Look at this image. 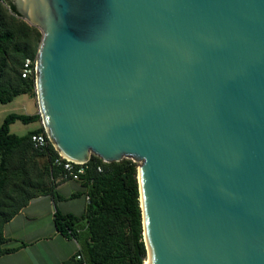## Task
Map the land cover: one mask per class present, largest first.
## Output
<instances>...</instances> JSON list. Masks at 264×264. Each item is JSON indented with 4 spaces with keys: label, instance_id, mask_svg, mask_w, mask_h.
I'll use <instances>...</instances> for the list:
<instances>
[{
    "label": "water",
    "instance_id": "obj_1",
    "mask_svg": "<svg viewBox=\"0 0 264 264\" xmlns=\"http://www.w3.org/2000/svg\"><path fill=\"white\" fill-rule=\"evenodd\" d=\"M65 158H132L150 264H264V0H12Z\"/></svg>",
    "mask_w": 264,
    "mask_h": 264
},
{
    "label": "trees",
    "instance_id": "obj_2",
    "mask_svg": "<svg viewBox=\"0 0 264 264\" xmlns=\"http://www.w3.org/2000/svg\"><path fill=\"white\" fill-rule=\"evenodd\" d=\"M42 31L27 22L12 0H0V101L8 103L24 93L36 92V76H23L26 58L37 59ZM39 113H10L0 124V256L16 250L4 247L10 240L4 227L29 202L50 194L55 203L54 220L63 234L78 240L85 228L88 254L83 248L63 264H145L147 248L144 240L143 217L138 181L139 163L132 158L105 161L92 155V166L83 176L88 199L80 216L63 214L57 203L65 199L56 189L62 180L63 164L55 163L59 152L50 142L45 150L36 149L32 136L44 127L23 135L11 131L17 120L24 123L40 121ZM47 156L46 164L40 157ZM104 168L97 170V165ZM74 192L71 197H79Z\"/></svg>",
    "mask_w": 264,
    "mask_h": 264
},
{
    "label": "crops",
    "instance_id": "obj_3",
    "mask_svg": "<svg viewBox=\"0 0 264 264\" xmlns=\"http://www.w3.org/2000/svg\"><path fill=\"white\" fill-rule=\"evenodd\" d=\"M35 123L37 126L34 129L41 127L40 121ZM56 189L65 197L57 203V208L63 214L80 216L84 213L88 199L85 193L87 188L82 181L60 180ZM74 192L83 194L72 198ZM55 210L56 203L53 197L50 194L41 195L33 198L6 223L4 233L10 240L4 247L16 250L1 255L0 264H63L73 259L79 253L81 244L57 229L54 220Z\"/></svg>",
    "mask_w": 264,
    "mask_h": 264
},
{
    "label": "rangeland",
    "instance_id": "obj_4",
    "mask_svg": "<svg viewBox=\"0 0 264 264\" xmlns=\"http://www.w3.org/2000/svg\"><path fill=\"white\" fill-rule=\"evenodd\" d=\"M36 111L41 115L36 92L21 94V95L17 96L13 101L8 102V103H2L0 101V124H2L4 122L5 118L10 113H26V114H28V113H34ZM40 125L43 126L42 116L40 119ZM36 126H37V123H35V122L24 123L22 120H17L10 125V128H11L12 132L17 133L19 135H23L27 131H29L31 129L33 130ZM47 162H48L47 156H41L40 157V163L41 164L44 165ZM49 219H50V217H49ZM87 234H88V230H87V228H85L84 233H81V235L78 238V241L83 248L82 251L85 255L88 254V246L86 243Z\"/></svg>",
    "mask_w": 264,
    "mask_h": 264
},
{
    "label": "built area",
    "instance_id": "obj_5",
    "mask_svg": "<svg viewBox=\"0 0 264 264\" xmlns=\"http://www.w3.org/2000/svg\"><path fill=\"white\" fill-rule=\"evenodd\" d=\"M23 76H33L37 75V59L33 60L32 58H26L24 66H23ZM44 127V126H43ZM44 132L36 133L32 136V141L36 149L45 150L48 144L51 142L48 133L44 127ZM60 157H58L55 163L63 164V170L61 179L62 180H78L82 181L83 176L87 173V171L92 167L87 161L85 163L74 162L70 159L65 158L61 153ZM97 170L102 172L104 170L101 164L97 165ZM78 259L82 258L81 254H78Z\"/></svg>",
    "mask_w": 264,
    "mask_h": 264
},
{
    "label": "bare ground",
    "instance_id": "obj_6",
    "mask_svg": "<svg viewBox=\"0 0 264 264\" xmlns=\"http://www.w3.org/2000/svg\"><path fill=\"white\" fill-rule=\"evenodd\" d=\"M145 264H150V261L148 258L145 260Z\"/></svg>",
    "mask_w": 264,
    "mask_h": 264
}]
</instances>
